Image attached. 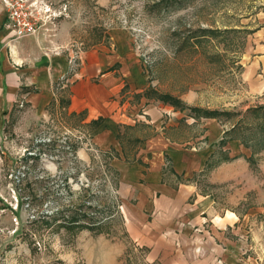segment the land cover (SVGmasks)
I'll use <instances>...</instances> for the list:
<instances>
[{
  "label": "rangeland",
  "instance_id": "rangeland-1",
  "mask_svg": "<svg viewBox=\"0 0 264 264\" xmlns=\"http://www.w3.org/2000/svg\"><path fill=\"white\" fill-rule=\"evenodd\" d=\"M23 1L40 20L34 34L46 49L75 55L74 67L85 50L109 46L113 28L132 33L146 95H193L188 107L235 125L247 154L217 169L221 180L212 173L229 156L217 154L201 173L199 192L214 209L198 235L184 243L152 226L140 238L119 193L115 154L92 140L100 120L70 114L61 86L43 111L17 101L0 109V264H264V110L250 111L264 108V94H249L243 81L264 0ZM7 7L0 0V23ZM224 217L234 223L216 237ZM161 247L167 258L157 255Z\"/></svg>",
  "mask_w": 264,
  "mask_h": 264
},
{
  "label": "crops",
  "instance_id": "crops-1",
  "mask_svg": "<svg viewBox=\"0 0 264 264\" xmlns=\"http://www.w3.org/2000/svg\"><path fill=\"white\" fill-rule=\"evenodd\" d=\"M5 19L0 23V109L11 110L25 100L43 111L55 99L56 86H61L70 114L82 115L85 123L101 122L92 140L99 149L115 154L112 165L119 174V193L133 215L134 233L148 239L152 226L160 233L168 228L172 237L187 243L198 235L193 230L201 229L205 213L213 222L212 199L200 194L197 180L219 153L230 159L213 170L214 181L221 180L217 169L235 159L245 161L247 149L233 136L234 125L193 112L185 103L193 95L179 97L187 106L183 109L145 95L148 79L133 48V35L124 28H113L110 45L85 50L74 67L68 52L46 49L35 34L12 38ZM256 20L243 72L247 92L255 95L264 94V10ZM226 218L224 226L214 223L216 237H223L219 230L233 225L234 220ZM156 252L168 257L163 247Z\"/></svg>",
  "mask_w": 264,
  "mask_h": 264
},
{
  "label": "built area",
  "instance_id": "built-area-1",
  "mask_svg": "<svg viewBox=\"0 0 264 264\" xmlns=\"http://www.w3.org/2000/svg\"><path fill=\"white\" fill-rule=\"evenodd\" d=\"M7 13L5 26L13 34L12 38L20 39L34 34L38 30L40 20L29 9L23 0H6ZM75 55L72 54L70 63H75Z\"/></svg>",
  "mask_w": 264,
  "mask_h": 264
},
{
  "label": "trees",
  "instance_id": "trees-1",
  "mask_svg": "<svg viewBox=\"0 0 264 264\" xmlns=\"http://www.w3.org/2000/svg\"><path fill=\"white\" fill-rule=\"evenodd\" d=\"M146 95V92L144 93ZM163 101H168L171 102L172 104L173 103H179L180 105L182 106H185V104L182 102V100L178 97H174L172 95H163ZM264 110L263 107H256V109H251L250 111L254 110V111H260V110ZM207 117H216V113L215 111H207ZM236 128V126L234 125V129ZM233 129V130H234ZM226 134L228 135V131L226 132ZM226 135H225V138L221 141V144H224V142L226 141Z\"/></svg>",
  "mask_w": 264,
  "mask_h": 264
}]
</instances>
